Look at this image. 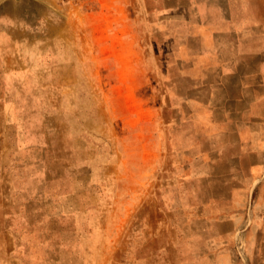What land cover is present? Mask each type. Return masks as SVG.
Masks as SVG:
<instances>
[{"label":"rangeland","instance_id":"rangeland-1","mask_svg":"<svg viewBox=\"0 0 264 264\" xmlns=\"http://www.w3.org/2000/svg\"><path fill=\"white\" fill-rule=\"evenodd\" d=\"M157 2L0 0V264L206 263L214 91L175 82Z\"/></svg>","mask_w":264,"mask_h":264},{"label":"crops","instance_id":"crops-1","mask_svg":"<svg viewBox=\"0 0 264 264\" xmlns=\"http://www.w3.org/2000/svg\"><path fill=\"white\" fill-rule=\"evenodd\" d=\"M151 17L174 43L175 82L200 96L214 91L196 98L192 114L207 139L201 158L223 155L228 206H210L206 263L194 264H264V0H158ZM247 222L248 249L239 254Z\"/></svg>","mask_w":264,"mask_h":264}]
</instances>
